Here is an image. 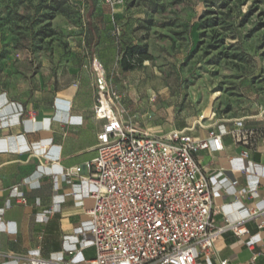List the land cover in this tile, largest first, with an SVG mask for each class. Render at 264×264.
I'll return each instance as SVG.
<instances>
[{
    "label": "rangeland",
    "instance_id": "rangeland-1",
    "mask_svg": "<svg viewBox=\"0 0 264 264\" xmlns=\"http://www.w3.org/2000/svg\"><path fill=\"white\" fill-rule=\"evenodd\" d=\"M132 45L146 59L124 71ZM94 57L144 132L248 124L264 110V0H0V89L93 88Z\"/></svg>",
    "mask_w": 264,
    "mask_h": 264
},
{
    "label": "crops",
    "instance_id": "crops-1",
    "mask_svg": "<svg viewBox=\"0 0 264 264\" xmlns=\"http://www.w3.org/2000/svg\"><path fill=\"white\" fill-rule=\"evenodd\" d=\"M83 81L71 75L51 86L0 89V264L95 257L87 212L92 187L66 172L95 156L102 126L93 114L94 76L93 88ZM211 127L221 133L222 148L200 150L196 159L211 181L213 217L218 226L245 219L248 234L224 230L194 264H264V110L245 125L186 131L206 138ZM239 128L254 131L251 145L232 137Z\"/></svg>",
    "mask_w": 264,
    "mask_h": 264
},
{
    "label": "built area",
    "instance_id": "built-area-1",
    "mask_svg": "<svg viewBox=\"0 0 264 264\" xmlns=\"http://www.w3.org/2000/svg\"><path fill=\"white\" fill-rule=\"evenodd\" d=\"M105 1L113 5L123 0ZM92 69L93 114L102 121L96 154L66 172L92 187L94 204L87 212L96 254L83 262L30 256L28 263L194 264L198 255L210 252L224 230L246 236L245 219L216 224L211 181L196 159L200 150L222 148L221 133L214 127L206 138L186 129L144 132L126 120L120 95L97 57L92 59ZM231 135L246 145L255 138L247 128L233 129ZM241 155L247 156V151ZM256 213L252 210L251 216Z\"/></svg>",
    "mask_w": 264,
    "mask_h": 264
},
{
    "label": "trees",
    "instance_id": "trees-1",
    "mask_svg": "<svg viewBox=\"0 0 264 264\" xmlns=\"http://www.w3.org/2000/svg\"><path fill=\"white\" fill-rule=\"evenodd\" d=\"M132 56L134 62L128 61V56ZM146 59V51L140 45H132L126 48L124 55L121 58V66L124 71L133 69L137 64H140Z\"/></svg>",
    "mask_w": 264,
    "mask_h": 264
}]
</instances>
